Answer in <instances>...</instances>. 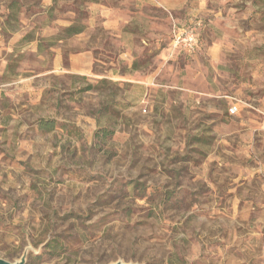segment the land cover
<instances>
[{"label": "rangeland", "instance_id": "obj_1", "mask_svg": "<svg viewBox=\"0 0 264 264\" xmlns=\"http://www.w3.org/2000/svg\"><path fill=\"white\" fill-rule=\"evenodd\" d=\"M153 1L0 0V257L264 264V0Z\"/></svg>", "mask_w": 264, "mask_h": 264}, {"label": "built area", "instance_id": "obj_2", "mask_svg": "<svg viewBox=\"0 0 264 264\" xmlns=\"http://www.w3.org/2000/svg\"><path fill=\"white\" fill-rule=\"evenodd\" d=\"M196 33L194 31L182 30L177 34V39L185 48L193 49L196 44Z\"/></svg>", "mask_w": 264, "mask_h": 264}, {"label": "trees", "instance_id": "obj_3", "mask_svg": "<svg viewBox=\"0 0 264 264\" xmlns=\"http://www.w3.org/2000/svg\"><path fill=\"white\" fill-rule=\"evenodd\" d=\"M82 30H83V27L79 26L77 24H72V25L65 28V32L68 35H74V34L80 33ZM41 127L45 128L47 131L53 130V129H55V122L54 121L43 122L41 124ZM47 247L55 248V246L52 245L51 243H48Z\"/></svg>", "mask_w": 264, "mask_h": 264}, {"label": "crops", "instance_id": "obj_4", "mask_svg": "<svg viewBox=\"0 0 264 264\" xmlns=\"http://www.w3.org/2000/svg\"><path fill=\"white\" fill-rule=\"evenodd\" d=\"M140 1H141V3H144V4H153L154 3L153 0H140ZM163 3L169 8H175V7L177 8L180 5V0L179 1H177V0H163ZM121 19L122 18L119 17V20H118V22L120 23V29L122 27H124V25L121 24ZM108 22H111L108 24V26H110V28H115V25L112 23L111 20H108Z\"/></svg>", "mask_w": 264, "mask_h": 264}, {"label": "water", "instance_id": "obj_5", "mask_svg": "<svg viewBox=\"0 0 264 264\" xmlns=\"http://www.w3.org/2000/svg\"><path fill=\"white\" fill-rule=\"evenodd\" d=\"M28 250H26L23 254V256L16 261H9L5 258L0 257V264H25L27 260ZM111 264H140L137 262H124V261H116Z\"/></svg>", "mask_w": 264, "mask_h": 264}]
</instances>
